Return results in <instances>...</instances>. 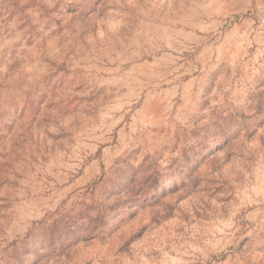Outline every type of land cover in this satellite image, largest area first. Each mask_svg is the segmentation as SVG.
<instances>
[{
    "label": "rangeland",
    "instance_id": "rangeland-1",
    "mask_svg": "<svg viewBox=\"0 0 264 264\" xmlns=\"http://www.w3.org/2000/svg\"><path fill=\"white\" fill-rule=\"evenodd\" d=\"M0 264H264V0H0Z\"/></svg>",
    "mask_w": 264,
    "mask_h": 264
}]
</instances>
